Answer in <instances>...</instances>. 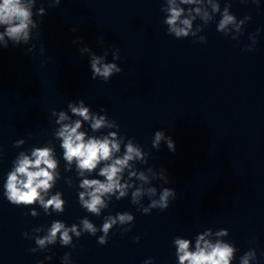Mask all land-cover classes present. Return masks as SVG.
Masks as SVG:
<instances>
[{
    "label": "clouds",
    "instance_id": "9594fccd",
    "mask_svg": "<svg viewBox=\"0 0 264 264\" xmlns=\"http://www.w3.org/2000/svg\"><path fill=\"white\" fill-rule=\"evenodd\" d=\"M56 2L59 4L60 0H56ZM202 2L203 0H179V3H177V0H168L167 10L169 15L164 21L168 26L167 33L177 39L194 38L196 32L191 30L193 27L192 20L195 17L181 19L185 11L181 5L201 4ZM252 2L258 4V0H252ZM208 3L211 5L213 12H220L218 3H214L213 0H208ZM32 4L33 0H0V26L4 27V32L0 33V40H3L5 35L14 41L28 40L30 25L35 27L32 20ZM191 11L190 9L189 16H191ZM195 12L205 22L211 19L208 12L206 10L202 11L201 7H196ZM244 19L247 20L250 17L245 16ZM235 23V16L229 15L226 7L221 13L217 31L224 33L228 25ZM239 28L240 25L236 24L237 31H239ZM73 31L76 30L73 29ZM231 38L233 40L236 39L235 37ZM250 38L252 42L245 46L244 50L246 51H252L256 44V36H251ZM199 42L206 43V37H200ZM83 51L88 52L90 50L84 48ZM119 58V50L117 49L113 52V60H119ZM103 59L104 57H99L95 54L91 55L92 79L101 77L103 81L107 82L109 78L113 77L114 74L121 73L123 69L118 67L116 63H104ZM68 107L75 116L82 117L83 121H90V127L93 131L102 128H118V125L114 121L107 120L105 115L90 114L89 108L84 106L83 100L80 101L78 107L71 103ZM101 110L104 111V109ZM53 114L55 115V113ZM67 120H69V116L61 111L56 123L60 124ZM81 127L82 121L80 119L75 120L74 123H63L56 135L62 140L60 146L63 149L64 160L69 164L73 161L76 162V169L80 177H84L85 173H93L98 165L103 162V166L99 168L98 172V176L103 177V179L83 178L79 182V189H82V191L78 193L79 204L82 208L88 213L99 217L102 214V209H107L109 206L106 203V198L111 199L112 196H115L116 200H120L128 194V189L133 187L131 183L132 177H136L144 184L149 182V177L144 172L130 171L127 173L128 179L124 180L125 169L133 167L129 162L136 159L144 160V154L141 149L134 146L131 139L125 144L123 154L117 155L121 152L123 137L118 141L116 131L109 132L108 135L102 138L93 136L86 139V133L80 130ZM161 141H165L168 149L173 153L175 152V143L171 137H166L163 131H156L152 140V147L159 148ZM57 164L58 161L54 159L53 149L49 147L35 148L31 152V156L21 153L16 161L14 170L7 175L4 185L6 199L16 206H27L33 204L34 201H38L45 211L51 207L55 212H64L65 201L61 199L60 192L45 200V195L54 187L56 178L59 176V173L55 171ZM148 171L151 173L152 169L149 168ZM153 175L155 176L154 173ZM159 178L164 179L165 183H169L163 172ZM122 180H124L123 183ZM145 193L151 198L156 196L157 189L155 187L144 188L143 184H141L140 187L135 188L131 192V202L134 205L139 204L141 197ZM170 197L173 200L176 198L175 190L170 187H163L158 199H150L147 207L141 206L138 210L143 214H150L153 209L166 210L170 205ZM32 214L35 215L34 210ZM81 224L83 226L82 231L90 235L95 236L98 231L101 232L102 235L98 237L97 242L100 245H105L108 243L109 234L113 226H132L134 224V215L127 211L116 213L115 216L108 215L104 217V222L99 228L87 218L82 219ZM130 230L131 227H122L123 232ZM70 232L77 238L81 236V231L78 230L77 225L73 224L69 228L63 222L57 220L51 224L48 234L42 238L37 237L35 243L39 248L43 249L48 244L56 243L57 234H59L60 244L68 246L72 244ZM209 235H211L210 231L198 235L195 240L194 250H190V239H175L177 264H232L234 252L236 251L234 246L219 240L213 243L206 239ZM216 235L226 236L228 232L221 230ZM136 240L138 242L139 237H136ZM32 252H35V249H32ZM68 255L70 254L66 253L65 257ZM47 258L51 259V257ZM249 258L256 259V252H246L240 258V264H249ZM40 264H43V262L41 261ZM144 264H153V261L149 258L144 261Z\"/></svg>",
    "mask_w": 264,
    "mask_h": 264
}]
</instances>
